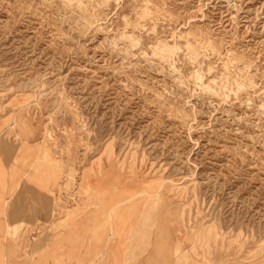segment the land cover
Instances as JSON below:
<instances>
[{"label": "rangeland", "instance_id": "374dc122", "mask_svg": "<svg viewBox=\"0 0 264 264\" xmlns=\"http://www.w3.org/2000/svg\"><path fill=\"white\" fill-rule=\"evenodd\" d=\"M0 207V264H264V0H0Z\"/></svg>", "mask_w": 264, "mask_h": 264}, {"label": "crops", "instance_id": "0c3cea01", "mask_svg": "<svg viewBox=\"0 0 264 264\" xmlns=\"http://www.w3.org/2000/svg\"><path fill=\"white\" fill-rule=\"evenodd\" d=\"M16 227L17 220L12 218V211L10 210L7 214V208L0 207V238L1 235L9 233ZM62 235L64 238L59 240L57 257L46 254V243L36 242L31 244V250L28 249V251L36 252V257L35 255H32V258L28 257L26 264H128L124 258H113V243L106 245L102 257L98 258L94 256L96 247L91 234L83 233L80 229L72 227ZM9 264H18V259H10Z\"/></svg>", "mask_w": 264, "mask_h": 264}, {"label": "bare ground", "instance_id": "6f19581e", "mask_svg": "<svg viewBox=\"0 0 264 264\" xmlns=\"http://www.w3.org/2000/svg\"><path fill=\"white\" fill-rule=\"evenodd\" d=\"M106 3V2H105ZM146 28V27H145ZM176 46V45H175ZM167 47V46H166ZM170 55H172V54H170ZM200 55V54H199ZM225 89V88H224Z\"/></svg>", "mask_w": 264, "mask_h": 264}]
</instances>
